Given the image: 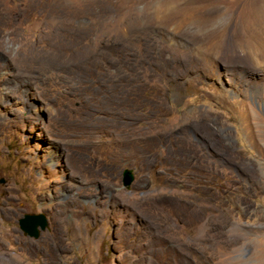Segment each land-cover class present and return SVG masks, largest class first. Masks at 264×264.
<instances>
[{
	"label": "rangeland",
	"instance_id": "1",
	"mask_svg": "<svg viewBox=\"0 0 264 264\" xmlns=\"http://www.w3.org/2000/svg\"><path fill=\"white\" fill-rule=\"evenodd\" d=\"M0 264H264V0H0Z\"/></svg>",
	"mask_w": 264,
	"mask_h": 264
},
{
	"label": "water",
	"instance_id": "2",
	"mask_svg": "<svg viewBox=\"0 0 264 264\" xmlns=\"http://www.w3.org/2000/svg\"><path fill=\"white\" fill-rule=\"evenodd\" d=\"M134 181L132 169L125 168L122 171V187L129 190ZM19 229L23 235L30 238H38L40 231H44L48 224L43 214H25L18 220Z\"/></svg>",
	"mask_w": 264,
	"mask_h": 264
},
{
	"label": "trees",
	"instance_id": "3",
	"mask_svg": "<svg viewBox=\"0 0 264 264\" xmlns=\"http://www.w3.org/2000/svg\"><path fill=\"white\" fill-rule=\"evenodd\" d=\"M109 44H111V43H109ZM111 46H114L115 48H118V49L120 47L118 41L117 42L116 41L113 42ZM111 49H114V48L111 47ZM104 51H108V52H105V53H108L107 56H109L111 54L110 49H107L102 42H99V49L98 50L94 51V53H92L91 51H89V53L85 54V56L83 57L84 59H82L83 60L82 67L85 69L84 72L86 74V77H87V80L88 81L93 80L94 77L97 75L96 73H99L100 74L102 72V73H104V74L107 75L108 70H110L111 68H113L112 64H106L105 61H104V59L101 57L102 54H105ZM91 58H93L92 60H94V61H95V59H97L98 62H100V63L95 62L94 66H93L90 63V62H92L91 61ZM118 65H121V64L118 62ZM82 67H80V68H82ZM88 67H91V68L89 69ZM123 67L124 68H127V65L125 66L123 64ZM77 69H79V66H77ZM114 70H117V69H113L112 72L111 71L110 72L115 74V71ZM113 77L114 76H112V78ZM130 80H133V79H130ZM123 84H124V82H123ZM205 185H208V184L205 183Z\"/></svg>",
	"mask_w": 264,
	"mask_h": 264
}]
</instances>
